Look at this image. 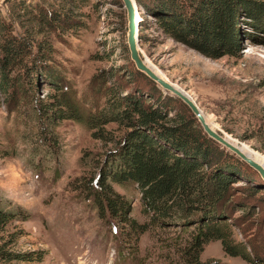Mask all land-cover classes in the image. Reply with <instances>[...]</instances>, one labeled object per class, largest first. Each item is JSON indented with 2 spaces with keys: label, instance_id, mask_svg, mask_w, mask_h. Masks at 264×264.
<instances>
[{
  "label": "trees",
  "instance_id": "obj_1",
  "mask_svg": "<svg viewBox=\"0 0 264 264\" xmlns=\"http://www.w3.org/2000/svg\"><path fill=\"white\" fill-rule=\"evenodd\" d=\"M78 1L60 0L58 6L54 2L45 8L29 6L23 0L13 12L23 28L30 26L22 32L0 13V92L9 103L14 102V109L28 110L40 123L41 143L52 157L59 151L56 130L60 120L78 121L93 130L94 138L112 142L114 148L99 163V176L82 179L83 190L104 212L108 210L122 224L143 233L148 223L138 224L129 218L131 202L114 185L126 190L129 186L137 188L144 213L150 214L155 223L182 226L189 232L186 244L177 247L182 264H221L200 259L205 245L213 240H221L225 252L232 256H242L249 264H264V245L256 240L262 236V229L250 238L245 235L250 228L245 220L253 216L264 195L263 179L211 138L184 101L165 93L139 71L127 45L123 48L129 73L117 69L110 76H106L107 71L94 75L90 90L99 95L91 109L80 103L70 79L56 73L50 63L54 60L51 36L63 35L80 25ZM137 1L157 17L167 36L209 57H239L244 25L264 33V0ZM143 28L141 20L140 40ZM45 30L51 35L41 37ZM41 74L52 88L47 99L39 95ZM101 98L106 99L104 104ZM238 177L247 183L240 185ZM238 210H244L243 214L236 215ZM27 218L0 208V234L14 219ZM236 229L243 240L236 238ZM2 239V264L43 258L42 252L17 251L11 248V239ZM174 260L171 264L177 263Z\"/></svg>",
  "mask_w": 264,
  "mask_h": 264
},
{
  "label": "rangeland",
  "instance_id": "obj_2",
  "mask_svg": "<svg viewBox=\"0 0 264 264\" xmlns=\"http://www.w3.org/2000/svg\"><path fill=\"white\" fill-rule=\"evenodd\" d=\"M22 1L0 0V13L18 32L30 28H23L13 15ZM54 2L56 6L61 3L26 0L29 6L45 8ZM77 3L80 25L63 35L51 36L54 60L50 63L56 73L70 79L85 109H91L99 95L90 90L94 75L107 71L106 76H110L117 69L124 74L130 71L123 48L127 45V13L122 0ZM140 17L144 28L139 47L148 64L191 94L228 141L264 164V33L244 25L241 55L213 58L167 36L157 17L144 7ZM40 35L51 34L47 30ZM39 83V95L47 99L52 91L50 82L41 74ZM105 101L101 98L100 102ZM16 109L14 102L9 103L0 92V208L28 218L14 219L0 234V243L2 237L11 239L14 250L42 252L43 258L12 264H171L172 259L182 264L177 247L186 244L189 232L182 226L155 223L150 214L144 213L137 188L129 186L126 190L114 185L131 202L129 218L138 224L148 223L143 233L122 224L108 210L104 212L83 190L82 179L99 176V163L114 148L112 142L94 138L93 130L78 121L64 119L56 130L59 151L52 157L41 143L40 123L28 110ZM238 179L240 185L247 183L242 177ZM259 200L253 216L245 220L250 227L245 235L250 238L262 229V236L256 240L264 245V195ZM243 212L238 210L236 215ZM235 236L244 239L237 229ZM200 259L249 264L242 256L226 253L221 240L207 243Z\"/></svg>",
  "mask_w": 264,
  "mask_h": 264
},
{
  "label": "water",
  "instance_id": "obj_3",
  "mask_svg": "<svg viewBox=\"0 0 264 264\" xmlns=\"http://www.w3.org/2000/svg\"><path fill=\"white\" fill-rule=\"evenodd\" d=\"M123 6L126 8L127 13V45L130 52V58L134 62L136 68L145 73L150 79L155 81L159 87H161L165 93H169L180 98L184 101L192 112L196 115L197 119L201 123L205 132L214 140L219 142L223 147L235 153L239 158L245 161L248 165L254 168L261 178L264 180V166L252 159L244 152H242L237 146L228 141L224 134L213 129L207 122L203 113V110L198 105L197 101L186 93L184 89H181L174 85V83L160 77L156 72L147 64L146 58L142 55L139 47V28L141 22V9L142 6L137 0H122Z\"/></svg>",
  "mask_w": 264,
  "mask_h": 264
},
{
  "label": "bare ground",
  "instance_id": "obj_4",
  "mask_svg": "<svg viewBox=\"0 0 264 264\" xmlns=\"http://www.w3.org/2000/svg\"><path fill=\"white\" fill-rule=\"evenodd\" d=\"M147 62V61H146ZM147 64H148V62H147ZM149 65V64H148ZM155 72H156V74H158L160 77H163L164 79H166L164 76H162L156 69H154L151 65H149ZM167 80V79H166ZM169 81V80H168ZM171 82V81H170ZM172 83H174V82H172ZM174 85H176L175 83H174ZM177 87H179V88H181L180 86H178V85H176ZM181 89H183V88H181ZM185 90V89H184ZM186 91V90H185ZM186 93L188 94V95H190L191 96V94H189L187 91H186ZM192 98H193V96H191ZM204 113V112H203ZM204 116H205V119H206V122L213 128V129H215V127L212 125V123L209 121V119L207 118V116H206V114L204 113ZM216 130V129H215ZM226 138V137H225ZM228 140V139H227ZM235 146H237L236 144H234ZM242 152H244L246 155H248L249 157H251V152H247L244 148H241L240 146H237ZM252 159H254V160H256L257 162H259V163H261L263 166H264V164L262 163V162H260V161H258L256 158H253V157H251Z\"/></svg>",
  "mask_w": 264,
  "mask_h": 264
}]
</instances>
